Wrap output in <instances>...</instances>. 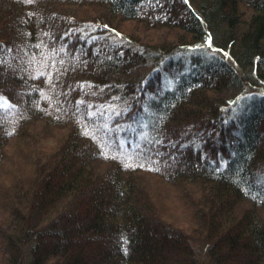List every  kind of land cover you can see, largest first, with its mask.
I'll return each instance as SVG.
<instances>
[{
  "label": "trees",
  "instance_id": "obj_1",
  "mask_svg": "<svg viewBox=\"0 0 264 264\" xmlns=\"http://www.w3.org/2000/svg\"><path fill=\"white\" fill-rule=\"evenodd\" d=\"M0 96V264H264V0H0Z\"/></svg>",
  "mask_w": 264,
  "mask_h": 264
},
{
  "label": "rangeland",
  "instance_id": "obj_2",
  "mask_svg": "<svg viewBox=\"0 0 264 264\" xmlns=\"http://www.w3.org/2000/svg\"><path fill=\"white\" fill-rule=\"evenodd\" d=\"M5 102H6V104L8 105L7 101H6L3 97L0 96V107H3L2 105H3V103H5ZM3 108H4V107H3ZM260 173H261V175H260V179L264 181V170H263L262 172H260ZM203 264H207V261H204Z\"/></svg>",
  "mask_w": 264,
  "mask_h": 264
},
{
  "label": "snow or ice",
  "instance_id": "obj_3",
  "mask_svg": "<svg viewBox=\"0 0 264 264\" xmlns=\"http://www.w3.org/2000/svg\"><path fill=\"white\" fill-rule=\"evenodd\" d=\"M28 2H31V0H28ZM2 106H3V107H7L8 105H7L6 102H5V103H3ZM105 155H106V153H105Z\"/></svg>",
  "mask_w": 264,
  "mask_h": 264
}]
</instances>
